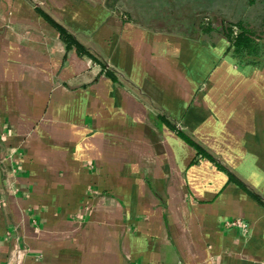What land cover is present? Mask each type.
I'll return each instance as SVG.
<instances>
[{
	"label": "crops",
	"instance_id": "1",
	"mask_svg": "<svg viewBox=\"0 0 264 264\" xmlns=\"http://www.w3.org/2000/svg\"><path fill=\"white\" fill-rule=\"evenodd\" d=\"M194 13L0 0V264H264V38Z\"/></svg>",
	"mask_w": 264,
	"mask_h": 264
},
{
	"label": "trees",
	"instance_id": "2",
	"mask_svg": "<svg viewBox=\"0 0 264 264\" xmlns=\"http://www.w3.org/2000/svg\"><path fill=\"white\" fill-rule=\"evenodd\" d=\"M42 14L56 28L59 39L64 43L65 48L74 47L79 55H85L94 61H99L98 56L78 43L75 37L65 27L55 22L47 14L43 12ZM197 29L201 33L218 32L229 42V45L234 51H244L247 54H255L257 52L258 40L262 38V35L258 34L249 26H246L241 20L229 21L222 19L220 20V25L216 27L204 16L197 22ZM107 73L110 75L108 71ZM194 146L197 153L206 154L200 146L195 143Z\"/></svg>",
	"mask_w": 264,
	"mask_h": 264
},
{
	"label": "rangeland",
	"instance_id": "3",
	"mask_svg": "<svg viewBox=\"0 0 264 264\" xmlns=\"http://www.w3.org/2000/svg\"><path fill=\"white\" fill-rule=\"evenodd\" d=\"M192 0L195 19L207 17L213 25L220 20H241L264 38V0ZM200 3V5H198ZM177 4V2H176ZM202 4V5H201ZM161 9V8H160Z\"/></svg>",
	"mask_w": 264,
	"mask_h": 264
},
{
	"label": "built area",
	"instance_id": "4",
	"mask_svg": "<svg viewBox=\"0 0 264 264\" xmlns=\"http://www.w3.org/2000/svg\"><path fill=\"white\" fill-rule=\"evenodd\" d=\"M245 225L243 224L242 227H244Z\"/></svg>",
	"mask_w": 264,
	"mask_h": 264
}]
</instances>
